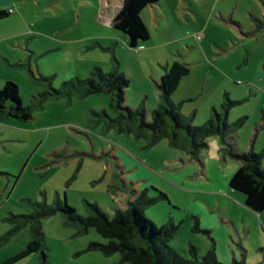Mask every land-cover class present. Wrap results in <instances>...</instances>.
I'll use <instances>...</instances> for the list:
<instances>
[{"label": "rangeland", "instance_id": "obj_1", "mask_svg": "<svg viewBox=\"0 0 264 264\" xmlns=\"http://www.w3.org/2000/svg\"><path fill=\"white\" fill-rule=\"evenodd\" d=\"M106 3L14 0L15 14L0 20V39L28 45L29 61L10 72L24 106L45 90L31 73L50 78L58 89L66 81L86 79L98 67L130 81L124 105H141L150 122L159 102L155 84L177 60L189 66V74L170 101L182 102L184 117L194 115L192 126L203 125L213 108L230 101L228 124L242 121L232 138L234 148L264 152V0H158L141 15L149 40L134 50L106 23L118 1L112 0L115 7ZM4 71L0 62V80ZM109 102L106 94L47 101L27 122H0V237L15 227L10 215L33 211L26 201L52 208L66 204L83 218L91 214L88 205H95L112 218L126 206L125 189H147L149 197L160 192L167 200L147 208L144 217L157 228L169 220L179 226L169 245L185 257L190 246L200 258L214 245L220 264L233 259L264 264V212L247 209L244 195L229 187L240 163L219 157L216 142L191 160L166 140L146 149L144 140L105 130L103 124L91 127V111L114 117ZM40 222L44 249L14 264H127L120 263L119 254L85 251L91 243L107 244L94 229L80 232L59 214ZM30 241L29 226L17 231L0 245V264Z\"/></svg>", "mask_w": 264, "mask_h": 264}, {"label": "trees", "instance_id": "obj_2", "mask_svg": "<svg viewBox=\"0 0 264 264\" xmlns=\"http://www.w3.org/2000/svg\"><path fill=\"white\" fill-rule=\"evenodd\" d=\"M158 0H123L122 6L114 16L112 25L127 37V46L136 49L140 44L149 40V32L142 22L141 15L144 9ZM6 11H0V20L8 17ZM25 64L9 65L23 68ZM115 69L114 67L112 68ZM189 74V66L183 62L172 60L164 68L159 81L155 84L159 93L158 106L150 114L151 121L146 122V112L139 105L129 108L124 105V92L130 81L116 70L105 72L98 67L90 70L84 80L66 81L60 88H52L51 79L35 77L31 73L32 81L45 87V90L34 96L28 106H24L20 98L18 86L12 81L4 82L0 88V122L12 118L21 122L32 119V113L41 109L47 101L67 99L69 102L93 94L110 96L109 110L114 114L110 117L106 111L93 112L87 116L91 127L103 124L105 130H115L119 134L131 136L136 140H144L145 148L150 149L162 140L167 141L170 148L186 152L191 160H197L201 150L206 148V139L217 137L223 148V155L236 160L240 166L229 181V187L244 195V206L254 213L264 212V152H238L233 144V135L242 127V121L228 124V112L232 105L224 102L220 108L212 109L211 118L203 125L192 126L194 115L184 117L180 113L182 102L172 104L171 96L176 91L182 78ZM124 182V186H125ZM128 201L124 210H115L109 218L95 205H88L91 214L80 217L75 210L57 205L55 208L45 204L26 203L33 211L27 215H10L8 221L15 223V227L0 237V245L6 243L17 231L30 227L31 241L26 248L9 258L4 264H14L30 254L42 252L44 249L43 234L40 219L54 214L63 216L65 224L79 228L86 233L94 229L107 244L91 243L87 252H99L104 256L120 255V263L127 264H220L215 255L214 245L200 258L193 246L188 249L189 257L173 249L169 244L177 235L179 226L169 220L161 228H157L150 220L144 217V211L160 200L167 197L157 192L155 197L148 196V190H124ZM16 220V222H13ZM195 231L198 221L195 220ZM229 264H243V261L232 260Z\"/></svg>", "mask_w": 264, "mask_h": 264}, {"label": "crops", "instance_id": "obj_3", "mask_svg": "<svg viewBox=\"0 0 264 264\" xmlns=\"http://www.w3.org/2000/svg\"><path fill=\"white\" fill-rule=\"evenodd\" d=\"M116 1H118V5H116V7H115V5L112 3V0H107L106 4L107 5H111V6L115 7V8H114V11H112L111 16L106 19V23L109 24L112 27L113 32L115 34L121 35L123 37V39H124V41H125V43L127 45V37L125 36V34H123L121 31L115 29L113 27V25H112L113 18L117 14V12L120 10V8L122 6V2H123V0H116ZM12 5L13 6L15 5L14 4V0H9L7 2H4L3 4H0V11L8 12L9 10H13ZM149 7H152V6H149ZM149 7H147V8H149ZM14 14H15V11L13 10L12 15H14ZM14 36L17 37L18 35H14ZM10 37H13V35H11ZM7 39L9 41H7ZM7 39L6 40L4 38L0 39L1 45H3V46H0V62L3 63L5 68H7V70H8V72L4 71L5 72V76H4V78L2 80H0V87H1V85L3 86L4 82L9 81V80L10 81L13 80V78H12L13 76H11L10 72H11V70L17 69V67H12V66H9V65H14V64H19V63L25 64V63H27L29 61V58H30V55H28V51L29 50H28V45L27 44H25V43H23L21 41H17L16 44H14V42H12L13 41L12 38L8 37ZM101 41L102 42H106L105 39L101 40ZM20 43H21V45H20ZM142 45L143 44H140L138 47L140 48V47H142ZM7 52H8V54H7ZM9 53H13V54H9ZM163 72H164V69H163ZM163 72L160 74V77L162 76ZM208 142H216L217 143V147H218L217 154H218L219 157L222 156V154H223L222 153V149L223 148L221 147L218 138L215 137V136L207 138V140H206V148L203 149L200 152V155L208 148V146H207ZM139 177H141V175H139ZM142 181L143 180H140V181H137V182H132V183H136L137 184V183L142 182Z\"/></svg>", "mask_w": 264, "mask_h": 264}, {"label": "built area", "instance_id": "obj_4", "mask_svg": "<svg viewBox=\"0 0 264 264\" xmlns=\"http://www.w3.org/2000/svg\"><path fill=\"white\" fill-rule=\"evenodd\" d=\"M12 12H13V11L9 10V11H8V14H10V13H12Z\"/></svg>", "mask_w": 264, "mask_h": 264}]
</instances>
